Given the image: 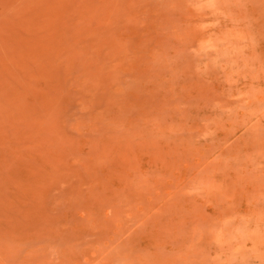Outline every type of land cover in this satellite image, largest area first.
Listing matches in <instances>:
<instances>
[{"label":"rangeland","instance_id":"obj_1","mask_svg":"<svg viewBox=\"0 0 264 264\" xmlns=\"http://www.w3.org/2000/svg\"><path fill=\"white\" fill-rule=\"evenodd\" d=\"M0 264H264V0H0Z\"/></svg>","mask_w":264,"mask_h":264}]
</instances>
